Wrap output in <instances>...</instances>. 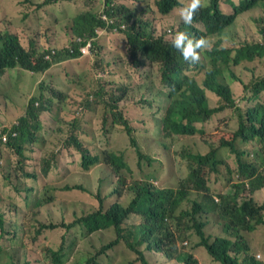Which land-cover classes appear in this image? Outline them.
Returning <instances> with one entry per match:
<instances>
[{"label":"trees","instance_id":"1","mask_svg":"<svg viewBox=\"0 0 264 264\" xmlns=\"http://www.w3.org/2000/svg\"><path fill=\"white\" fill-rule=\"evenodd\" d=\"M222 1L201 0V6L191 23L184 24L180 11L189 0H11L10 16L19 18V23L25 25L21 28L20 38L9 29L8 24L2 22L0 75H13L16 71L20 77L27 75L36 78L35 85H32L31 80L28 84L33 91L47 94L52 90V94L62 96L60 92L64 91L70 103L74 99H81L80 83L85 74L71 70L73 61L81 63L86 60L90 71L107 73L108 78L114 76L89 94L97 102L94 107L97 116L93 119L102 123L104 137L118 136L119 132L125 134L139 159L144 158L135 137L141 122L140 109L136 105L120 103L131 100L133 96V87L130 85L133 70L144 69L150 83L158 85L165 93L167 102L164 103L161 122L167 138L203 136L215 114L227 109L239 113V128L233 140L221 143L222 147L236 154L235 162L228 163V157L219 156L215 138L198 150L177 155L179 159L187 161L189 168V175L181 186L171 181L174 189L164 188V191L152 192V183L136 184L134 191L131 189L127 193L126 202L107 206L100 203L95 214H87L71 224H64L70 230L78 222H83L92 231L91 234L105 230L114 232V239L103 245L94 258L124 245L137 256V262L149 264L142 249L146 245L149 251H176L192 260L188 253L180 251L179 245L195 236L198 241L192 249L204 247L216 262L262 264L254 257V252L264 249V205L245 203L231 217L224 219L227 235L212 237L205 231L206 223L203 221L204 214L210 213L209 207L201 205L199 199H191L189 192H202L205 175L223 171L238 176L244 190L247 185L254 189L264 186V155L255 162H249L236 147L239 139L242 142L257 140L262 143L261 146L264 145V76L249 79L232 75L234 82L247 91L246 101L254 104L243 111L236 105L230 85L220 81L226 68L233 72L243 61H263L264 0H225L232 13H225L221 9ZM70 5H77L71 17ZM24 8L26 10L22 12ZM248 13L258 14L252 18L254 34L258 39L249 34L243 35L241 29L232 36L229 33L231 27L238 25L240 17ZM33 15L36 17L32 18ZM179 31L207 42L206 47L199 49L198 63L186 62L172 46L171 41ZM227 39L228 46L225 45ZM90 44L91 53L86 56L82 48ZM205 57L210 59L206 65L203 64ZM111 61L115 68L107 72ZM155 65H160V68L148 72L147 69ZM32 73L34 76H31ZM16 84L20 85L19 82ZM44 86L47 88L43 89ZM42 94L40 96H44ZM214 96L219 97L220 102L218 106L210 107L208 99ZM89 105L87 100L84 109L88 110ZM82 124L85 135L79 140L72 134L66 144L78 152L79 162H74L71 167L75 169L80 166L83 171L89 172L96 167L106 168V165H110L117 170L119 176L116 177L122 183L126 174L123 170L127 167L124 154L99 147L98 139L90 129L93 122L83 121L82 118L79 127ZM3 132L8 135V141L5 144L0 141V161L2 147L14 153L26 141L27 127L13 125ZM154 140L163 148L159 133H155ZM146 160L150 166L153 165L152 158ZM130 170L129 167L127 172ZM43 172L48 175L50 166L43 168ZM27 175L34 183L40 180L39 174L28 172ZM75 189L83 188L64 187L65 191ZM114 194L120 192L116 189ZM205 201L214 202L213 199ZM186 202L191 204L187 212L192 215L193 221L184 233L175 236L166 221L174 223V210ZM0 203L3 204L2 200ZM134 215L139 216L141 222L128 224ZM57 227L56 224H41L37 236L41 235L42 230H54ZM258 227L262 230L261 236L254 232ZM0 230L2 234L8 233L1 214ZM53 255L56 264H63L62 248L53 252Z\"/></svg>","mask_w":264,"mask_h":264},{"label":"rangeland","instance_id":"2","mask_svg":"<svg viewBox=\"0 0 264 264\" xmlns=\"http://www.w3.org/2000/svg\"><path fill=\"white\" fill-rule=\"evenodd\" d=\"M10 3L11 0L0 2V26H2V22H5V25L8 24L9 29L21 38V28L25 24L19 23V18L14 19L10 16V9L12 8L9 6ZM37 5L35 4V6ZM76 7L77 5H70V17ZM221 9L225 13L233 12L225 0L221 3ZM24 10L26 8L22 12ZM257 16V13L242 15L238 25L231 27L229 33L234 36L241 29L243 35L249 34L258 39L254 34V23L252 22V18ZM35 17V15L32 16V18ZM107 39H110V37H107ZM225 45L228 46V39ZM85 55H90V52ZM209 61L210 59L205 57L203 64L206 65ZM70 68L72 71L85 72L82 83H80L81 99H74L69 104L71 116L67 121H64L65 123L59 122L56 125L55 137L48 152L42 154L38 152L30 153L28 156L33 158L32 161L20 164L10 150H3L2 164L0 165V183L3 184L0 199L3 202V208L0 209V214L5 215L7 220L5 228L8 233L2 234L0 230V245L2 246L0 264H56L53 252H57L61 248L64 254L63 264H126L133 261L137 256L124 245L108 251L99 258H94L103 245L114 239L112 230L87 235L79 226L70 230L59 227L54 230H42L40 236H37V231L41 224H56L58 226L71 224L78 218L97 211L100 208V203L107 206L111 203L126 202L127 193L129 190H133L136 184L152 183L158 188L174 189L175 186L171 183L173 181L181 186L189 175V168L187 161L179 159L177 155L190 150H198L215 138L217 139L216 149H218L219 155L231 154L228 149L221 146V143L226 140H233L238 129V112L228 109L216 115L211 124L206 127L207 132L203 136L167 138L162 131L161 122L164 101L160 95L163 91L159 89L158 85L150 83L146 71L140 68L131 72L130 85L133 87V96L131 100L123 102L132 106L136 105L140 109L141 122L135 137L144 158L139 159L131 141L125 134L119 132L118 136L108 135L104 137L102 123L93 119L97 116L94 110L97 102L93 95L89 96V94L95 91L99 84L114 76L110 75L108 78L107 73L90 71V65L86 60L81 63L73 61ZM114 68L115 66L111 61L107 72L113 71ZM158 68H160V65L149 67L147 70L149 72ZM233 74L243 78L259 77L260 79L264 76V59L255 62L244 61L233 72H229L226 68L222 72V79L230 81L233 79ZM29 80H31L32 85H35L36 78H30L27 75L20 77L16 71L13 75L5 76L4 81H6V84L3 88L0 87V92H4L10 87L14 96L11 100L14 115L9 118L8 123H4L5 126H11L15 120L14 118L24 109L27 96L33 92L32 86L28 85ZM16 82H19L20 85L18 86ZM231 89L236 105L242 111L254 105L246 101L248 93L240 84L235 83ZM11 90L8 89L9 95ZM35 93L37 94V91ZM214 95L216 96V94ZM215 96L208 99L210 107H216L220 102V98ZM87 100L90 105L89 109L85 110ZM82 118L83 121L93 122L90 129L98 139L99 147L118 154H124L127 167L123 170L126 174L122 183L116 177V175L119 176L117 170L110 165H106V168L99 166L89 172L83 171L80 166L75 169L71 167L74 162H79V159L76 151L73 148H67L66 143L71 134H76L80 139L85 135L82 131L84 125L82 124L79 127V121ZM1 130L2 126L0 125ZM155 133L161 135L163 148H160L154 140ZM244 152L250 160L261 159L264 155V145H251L249 148L244 149ZM148 157L154 160L152 166L147 163L146 158ZM48 165L52 167V170L46 176L43 168H47ZM129 167L131 170L127 172ZM25 169L39 174L40 180L37 183L29 180V185H25L26 189L19 190L22 187L20 176ZM205 179L210 188L209 194L213 196L227 192L228 185L235 186L233 183L230 184L225 177L221 178L215 173L205 175ZM236 181V176H233L231 182ZM13 186H16L18 190H14ZM65 186H82L83 189L65 191ZM116 189L120 194H114ZM189 192L190 198L199 199L201 205H212V203L203 201L206 197L203 192ZM46 195L50 197L48 198ZM229 196L232 199V193ZM208 198L211 197L208 196ZM37 202H39L38 205H36ZM190 209L191 204L187 202L182 207V210ZM177 216H180V211ZM188 220L189 218H185L183 222L187 223ZM140 221L141 219L134 215L128 221V224L139 223ZM209 233L213 235V230L210 229ZM197 241L198 239L194 236L187 240L188 244L184 247L190 249ZM142 249L152 263L151 259L155 255L147 251L144 246H142ZM193 256L201 264H218L213 262L210 253L204 248L194 251ZM257 260L263 261L264 256L262 254L258 255ZM136 264L141 263L137 262Z\"/></svg>","mask_w":264,"mask_h":264},{"label":"clouds","instance_id":"3","mask_svg":"<svg viewBox=\"0 0 264 264\" xmlns=\"http://www.w3.org/2000/svg\"><path fill=\"white\" fill-rule=\"evenodd\" d=\"M200 6H201V0H189V3L186 6H184L180 11V17H181L182 22L184 24L191 23L193 16L199 10ZM171 43H172V46L180 52L183 59L190 64H195L199 62L200 60L199 49L207 46V42L203 38H197L195 36L190 35L189 33L185 31L177 32L174 39L171 41ZM91 49H92V46L90 44L86 48H82V53L83 54H86L89 52L91 53ZM5 76L6 75H3V74L0 75V87L1 88H3L4 85L6 84V81H4ZM31 76H34V73H32ZM220 81H225V80H223L221 77ZM225 82H227L230 85V88H232V85L235 84L234 79H231L230 81H225ZM46 88L47 87L45 86L43 87V89H46ZM8 89L11 90L10 87ZM8 89L4 92H0V125L2 126V130L0 131V141L4 144L7 143L8 141V135L4 133L3 130L10 129L13 125H18L21 128L26 126L27 127L26 141L18 149H16L14 153L10 150L13 153V155L18 159V163L25 164V163L32 161L33 159L30 156H28V154L35 153V152L42 154L46 152L47 148L51 145V142L55 137L56 125H58L59 122L65 123L64 121H67L69 116H71V112L69 111L70 102H69L67 93L64 91L60 92L63 94V96L60 94H52L53 92L52 90L48 92L47 94H42V93L36 94L35 91H33L30 95L27 96V99L25 100L26 104L24 105V109H23L24 112L22 110L20 114H18L14 118L15 120L12 122L11 126L8 127V126H5L4 123H8L9 118H12L14 115V110L12 108V103H11V100L13 99L14 96L12 94V90H11V94L9 95ZM40 94L44 96H40ZM164 95L165 93H162L160 97L162 98L164 103H166L167 99ZM32 113L34 115H32ZM218 114H215L213 118ZM238 128H239V125H238ZM173 137H178V136H173ZM227 141H231V140H226L225 142ZM254 144L261 146L262 143L258 142L257 140L254 141L252 139H249L247 142H242L240 139L236 141V147L238 151L240 153H244L243 157L249 162H255L256 159L250 160L248 156L246 155V153L244 152V149H247L251 145H254ZM6 149L7 148L2 147V155H3V150H6ZM225 149H228V148H225ZM228 151L229 153H231L229 149ZM76 153L78 152L76 151ZM2 155H1L0 165L2 164ZM225 157H228V161H227L228 163H232V162H235L236 154L231 153V154L225 155ZM51 170H52V167H50V171ZM28 172L37 174L35 172H31L28 169H25L22 175L20 176L22 187L19 188V190H25L26 189L25 185H29L30 179H28V175H27ZM216 175L221 178L225 177L230 182V184L233 183L235 186L228 185L226 188L227 192L222 193L218 196H213L209 194L210 188L207 182L205 181L202 185V192L206 194L205 195L206 197H204V201L207 199L214 200L212 205L208 206L210 213L204 214V218H203V221L206 223L205 231L209 232L210 229L213 230V235L211 234L212 237H218L220 234H226L224 219L231 217L232 214L235 212V210L241 209V207L245 203H253V204L258 203L260 205H264V186L258 189H254V188H249L247 185L244 190L242 189L240 185V180L238 176H236L235 174L229 171H223L221 173H217ZM233 176H236L237 178L236 182H231V179L233 178ZM2 188H3V184L0 183V192ZM13 189L18 190L16 186H13ZM150 190L152 192L164 191V188H158L153 185V187L150 188ZM230 193H232V199L229 196ZM208 196L211 198H208ZM182 207H183L182 205H179V207L174 210L173 212L174 221H175L174 223L171 221H166L170 226L169 227L170 231H172L175 234V236L180 233H184L189 228L190 224L193 221L192 215L188 214L187 210H182ZM1 208H3L2 203H0V209ZM179 211H180V216L178 217L177 213ZM95 213L96 211L91 212L89 214H95ZM1 215L5 219V215L3 214ZM185 218H189L187 223L183 222ZM6 224H7V220L5 219V226ZM76 226L81 227L82 230L85 232V234L92 235L91 234L92 231L87 227L85 223L78 222L74 227ZM59 227L66 228L64 224H61V226H58L57 228ZM254 232L259 236L262 235V230L259 227ZM187 244L188 242L185 241L184 243L179 245V248H180V251L188 253L192 257V260L185 258L180 252L165 251V252L159 253V252L149 251L146 248V245H144V247L147 251L151 252L157 258V261L154 264H201L200 261L194 258L193 252L196 251L197 249H202L204 247H197L195 249H192V247L194 246L193 245L190 249H187L184 247ZM260 254L264 256V249L254 252V257L257 259V256ZM146 258L149 264H153V262L151 263L147 256ZM240 260H242V257H240ZM132 262L136 264L137 258L133 260ZM213 262L221 264L214 260ZM259 262L264 264V260L259 261Z\"/></svg>","mask_w":264,"mask_h":264},{"label":"crops","instance_id":"4","mask_svg":"<svg viewBox=\"0 0 264 264\" xmlns=\"http://www.w3.org/2000/svg\"><path fill=\"white\" fill-rule=\"evenodd\" d=\"M151 261L153 262V264L157 261V258L156 257H153L152 259H151Z\"/></svg>","mask_w":264,"mask_h":264}]
</instances>
